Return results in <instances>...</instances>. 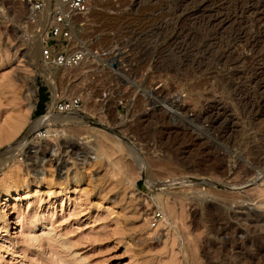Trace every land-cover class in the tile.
<instances>
[{"label":"rangeland","instance_id":"obj_1","mask_svg":"<svg viewBox=\"0 0 264 264\" xmlns=\"http://www.w3.org/2000/svg\"><path fill=\"white\" fill-rule=\"evenodd\" d=\"M28 10L0 0V264H264V0H94L54 92Z\"/></svg>","mask_w":264,"mask_h":264},{"label":"built area","instance_id":"obj_2","mask_svg":"<svg viewBox=\"0 0 264 264\" xmlns=\"http://www.w3.org/2000/svg\"><path fill=\"white\" fill-rule=\"evenodd\" d=\"M23 1L29 7L27 24L33 27L31 36L36 37L42 28L46 31L45 36L39 37L41 59L53 69L75 68L83 63L87 56L85 44L75 42L78 29L86 26L88 20L85 18L91 14L94 0ZM46 3H49V11L45 9ZM51 105L52 100L45 113ZM80 106V96H72L67 99H56L53 111L63 114L78 111ZM157 217L159 214L155 213L152 219L155 220Z\"/></svg>","mask_w":264,"mask_h":264},{"label":"bare ground","instance_id":"obj_3","mask_svg":"<svg viewBox=\"0 0 264 264\" xmlns=\"http://www.w3.org/2000/svg\"><path fill=\"white\" fill-rule=\"evenodd\" d=\"M48 4L49 3H46V8H47V6H48ZM28 6V5H27ZM29 8V7H28ZM45 8V9H46ZM48 11V10H47ZM47 14H48V12H47ZM45 15H46V13H45ZM46 35V31H45V28H42L41 30H40V32L36 35V38L35 37H33V38H35V45H32L33 47L32 48H34V51H35V53H36V51H40L39 49L41 48V40H40V38L39 37H42V36H45ZM35 46V47H34ZM38 53V52H37ZM40 60H42V59H40ZM42 62V64L40 65V70H41V72H42V74L44 75V77H45V79H46V81H47V83L50 85V88H51V90L54 92V79H53V70H52V68L51 67H49V65L48 64H46L43 60L41 61ZM60 69H69V68H60ZM229 91V90H228ZM31 97V94H29L26 98L27 99H29ZM56 102V100H54V102L52 103V106L50 107V109H49V112H48V114L46 115V116H44V117H42L37 123H36V125L33 127V128H31V130H30V132L28 133V136L30 135V134H32L33 132H35L40 126H42V125H44V126H48V125H50V124H52L51 122H55V121H66V122H77V123H79V124H83V120H82V118H80V117H77V115H76V113H75V111H72V112H68L67 114L66 113H63V115L64 114H66L67 116H64V117H60V116H55L54 115V111H53V107H54V103ZM162 108H163V111L165 112L164 114H166V113H168V114H170V113H173V108H172V105H169V106H162ZM73 113V114H72ZM58 114V113H57ZM91 116V115H90ZM102 118V117H101ZM18 121L15 123V124H13V125H11L10 126V128H11V132L13 131V133H16L19 129H20V127H21V125H22V123H21V121H19L20 119H17ZM49 128V127H48ZM7 129V128H6ZM4 132H6L5 130H4ZM3 132V130H2V134L4 133ZM8 132V131H7ZM11 132H9L8 134H10ZM8 134H7V136H8ZM0 135H1V133H0ZM4 135V134H3ZM2 136V135H1ZM27 136V137H28ZM6 137V136H5ZM4 138V137H3ZM2 138V139H3ZM9 139V138H8ZM5 139H3V141H4ZM6 141V140H5ZM25 142V141H24ZM22 143V144H25V143ZM27 142V141H26ZM100 142V141H99ZM21 144V145H22ZM91 146H93V145H91ZM132 152V151H131ZM130 152V153H131ZM132 155H133V153H132ZM134 159H136V158H134ZM135 161H137V163H138V174L139 175H141V176H144V177H146L147 179H148V181H147V184H149L152 188L155 186L154 184H152V182H150L149 181V176H148V174H147V169H146V167H144V165H143V163H142V160L141 159H136ZM158 203L160 204V202L158 201Z\"/></svg>","mask_w":264,"mask_h":264},{"label":"trees","instance_id":"obj_4","mask_svg":"<svg viewBox=\"0 0 264 264\" xmlns=\"http://www.w3.org/2000/svg\"><path fill=\"white\" fill-rule=\"evenodd\" d=\"M44 104V100H41V102L40 103H38V105L37 106H40L39 107V109L37 108V111L39 112V111H41L43 108H42V105Z\"/></svg>","mask_w":264,"mask_h":264},{"label":"crops","instance_id":"obj_5","mask_svg":"<svg viewBox=\"0 0 264 264\" xmlns=\"http://www.w3.org/2000/svg\"><path fill=\"white\" fill-rule=\"evenodd\" d=\"M36 110H37V105H36Z\"/></svg>","mask_w":264,"mask_h":264}]
</instances>
